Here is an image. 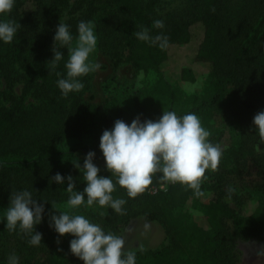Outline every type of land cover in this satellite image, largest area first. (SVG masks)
<instances>
[{
  "label": "trees",
  "instance_id": "obj_1",
  "mask_svg": "<svg viewBox=\"0 0 264 264\" xmlns=\"http://www.w3.org/2000/svg\"><path fill=\"white\" fill-rule=\"evenodd\" d=\"M61 16L67 17L73 34L79 20H93L99 45L114 65L123 61L127 50L126 59L139 71L154 74L155 81L149 88L151 102L138 103L141 119L156 120L164 110L183 115L200 108L203 126L217 132L210 138L213 142L223 133L216 123L219 117L231 126L242 113L247 124L255 127L254 115L264 110V68L260 57L264 0H15L12 10L0 15V19L21 24L12 42L0 41V209L7 208L11 192L27 188L45 204V213L42 223L36 225V230L43 233L40 245H30V235L19 228L13 231L25 256L30 250L41 249L47 254L46 264H84L70 251L72 234L60 236L49 221L69 198L68 174L73 176L77 190L83 191V169L76 164L82 167L90 150L96 152L94 162L101 169L99 174L111 175L99 145L103 131L114 123L102 118L97 104L83 99L88 74L80 77L85 87L68 97L57 87L56 73L65 72L64 61L51 72L48 67L54 57L53 37ZM157 18L165 21L164 29L153 27ZM139 26L152 28L153 34L165 32L169 46L161 49L137 39L132 33ZM194 27L199 30L196 37ZM186 45L192 46V55L176 68L177 76L195 81L203 67H208L206 91L212 98L201 106L193 104L181 109L165 65L172 47ZM61 51L67 60V48ZM20 83L24 87L19 94L16 86ZM27 96L37 103L25 104ZM68 137L86 140L59 149L57 143ZM230 150L233 166L225 165L221 173L207 177L201 183L203 196H196L193 189L179 182H166L156 176L134 198L117 184L113 195L117 193L127 200L124 213L92 205L106 211L100 217L104 230L120 234L139 218L165 225L168 241L157 248L137 249L136 264H184L173 258V253L181 249L192 250L191 264H239L242 251L238 241L264 232V183L259 187V196L247 197L242 203V207L248 206L247 211H237L230 205L224 199V173L238 166L240 148L233 146ZM57 172L65 175L64 185L55 181L50 184ZM201 205L203 217L194 220L186 207ZM179 208L184 211L176 213Z\"/></svg>",
  "mask_w": 264,
  "mask_h": 264
},
{
  "label": "clouds",
  "instance_id": "obj_2",
  "mask_svg": "<svg viewBox=\"0 0 264 264\" xmlns=\"http://www.w3.org/2000/svg\"><path fill=\"white\" fill-rule=\"evenodd\" d=\"M14 5L15 0H0V15L10 12ZM66 20V16H61L56 27L52 48L54 57L49 61L48 68L51 72L64 61L65 72L56 73V84L62 95L68 97L85 87L80 77L97 71L101 64L90 58L98 44L94 21L79 20L76 34H73L72 26ZM20 27L21 24L15 20L0 19V41L12 42ZM153 27L164 29L165 21L157 18ZM132 34L161 49L167 48L170 43L165 32L153 34L152 28L147 26H139ZM63 48L68 50L67 60H64ZM182 86L191 93L200 86V82H185ZM253 125L260 140L264 141V110L254 115ZM210 136V130L192 111L178 115L175 110H164L156 120L141 119L137 115L130 123L116 119L112 128L103 131L99 145L111 175L99 174L101 169L94 162L96 152L90 150L83 166L76 164L77 168L83 169L85 187L83 191L77 190L73 176L68 174L66 189L70 195L66 203L69 208H77L85 202L88 206L98 204L122 214L126 211L123 206L127 200L114 198L117 184L127 190L128 197L134 198L152 184L154 176L166 182H179L193 189L196 196H203L201 182L205 172L207 169L216 170L223 155L221 144L213 143ZM52 181L64 185L65 175L57 172L51 177L50 184ZM44 213L45 204L25 188L11 192L2 221L6 219V229L10 231L19 228L29 234L28 243L38 246L43 240V233L36 230V225L42 223ZM49 226L60 236L72 234L70 251L84 264H136L137 252L128 246L124 236L105 231L100 224L83 214H70L68 211H60L59 215L53 213ZM259 255H264V251ZM7 264H20V257L15 252L10 253Z\"/></svg>",
  "mask_w": 264,
  "mask_h": 264
},
{
  "label": "rangeland",
  "instance_id": "obj_3",
  "mask_svg": "<svg viewBox=\"0 0 264 264\" xmlns=\"http://www.w3.org/2000/svg\"><path fill=\"white\" fill-rule=\"evenodd\" d=\"M95 23V31L96 22ZM196 36L199 34L198 28H193ZM91 54V59L98 61L101 68L88 74V85L83 90L82 97L84 100L97 104L100 107L102 118L111 120L113 123L116 119L132 120L139 115V101L151 102L149 99V88L155 81L152 73L139 71L132 62L126 59L127 50H124V59L119 65H114L111 56L106 53L99 45ZM263 54L261 64L264 68V44L262 45ZM192 46H175L171 49L170 59L166 62L165 69L167 74L174 81V87L178 97V106L183 109L191 107L193 104L201 106L203 103L211 102L212 94L206 91L207 84L210 81L207 70L208 67H200L202 70L200 76L195 81H185L177 76L176 68L181 67L182 63L192 55ZM185 82H200V86L195 91L189 93L183 88ZM24 84L16 86L17 93H22ZM25 104L37 103L35 98L27 96ZM30 106V105H29ZM200 108L195 111L201 117ZM245 114L241 116L235 124L231 126L223 121L221 117L216 120L217 125L223 129L222 136L213 143H220L223 148V155L216 170L207 169L205 178L221 173L223 167L227 165L232 167L231 148L233 146L240 148V162L232 172H225L223 181V190H225L224 199L232 205L237 211H247L248 206L242 207V203L250 196H259V187L264 183V141H261L255 127L246 122ZM211 136H216L215 129H211ZM82 140H86L83 139ZM82 140L74 137H68L58 142L57 147L61 150L67 149L70 145ZM211 140V139H210ZM201 182V183H202ZM166 188V185L163 186ZM114 198L119 195L114 193ZM194 220H200L204 214V208H188ZM6 208L0 209V221L4 218ZM60 211H68L70 214H83L92 222L100 224L104 228L100 217L106 212L99 206H88L86 203L77 208H69L67 203L60 206ZM177 211V212H176ZM175 212L184 211L183 208ZM60 214V212H59ZM58 214V215H59ZM125 237L128 246L134 250L141 248H157L168 241L165 225L160 222L148 221L143 218L133 219L120 234ZM22 244L13 231L6 229V219L0 222V264H7V257L10 253L15 252L20 257V264H46L48 257L46 252L41 249L30 250L28 256H25V250H21ZM238 248L242 251L239 264H264V255H259L264 251V232H255L252 236L238 241ZM192 252V250H191ZM188 250H177L173 253L175 262L191 264V254Z\"/></svg>",
  "mask_w": 264,
  "mask_h": 264
}]
</instances>
